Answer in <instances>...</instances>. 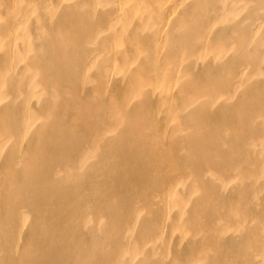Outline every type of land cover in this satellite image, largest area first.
Wrapping results in <instances>:
<instances>
[{
    "label": "bare ground",
    "instance_id": "6f19581e",
    "mask_svg": "<svg viewBox=\"0 0 264 264\" xmlns=\"http://www.w3.org/2000/svg\"><path fill=\"white\" fill-rule=\"evenodd\" d=\"M0 264H264V0H0Z\"/></svg>",
    "mask_w": 264,
    "mask_h": 264
}]
</instances>
